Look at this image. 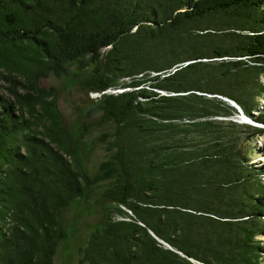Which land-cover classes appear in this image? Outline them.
I'll list each match as a JSON object with an SVG mask.
<instances>
[{"label":"trees","instance_id":"trees-1","mask_svg":"<svg viewBox=\"0 0 264 264\" xmlns=\"http://www.w3.org/2000/svg\"><path fill=\"white\" fill-rule=\"evenodd\" d=\"M220 13L223 29L251 32L234 51L199 41L221 25L198 22ZM223 57L232 59L216 75L201 61ZM69 62L93 65L88 87L103 92L97 108L112 120L94 175L74 154L56 89L40 85ZM261 70L264 0H0V81L12 98L0 94V264H53L63 211L102 183L112 203L76 264H258L264 194L248 190L240 128L262 129L225 119L235 109L216 95L263 123L251 114ZM208 230L212 252L200 244Z\"/></svg>","mask_w":264,"mask_h":264},{"label":"rangeland","instance_id":"rangeland-1","mask_svg":"<svg viewBox=\"0 0 264 264\" xmlns=\"http://www.w3.org/2000/svg\"><path fill=\"white\" fill-rule=\"evenodd\" d=\"M183 10L184 9L181 11ZM141 13L145 16L149 15V13L144 11ZM226 19L227 13H220L198 22L200 26L210 24L211 26L215 25V27H217L221 25L220 28L211 27L212 29L214 28L215 32L210 33L211 35L202 36L199 41L202 44L205 43L207 45L217 47L219 46L221 39L227 46H229V48H231V51H234V47L238 44L239 40L244 39L243 35L251 34V32L238 30H230L228 32L225 30L228 27L226 25L223 27V21L226 22ZM193 32L194 33L192 34L196 35L201 33L198 31ZM221 59L232 58L223 57L212 59L216 60L211 62L215 67L208 66L210 62L206 61L210 60L202 59L201 61L207 65V69L205 68L207 72H209L211 75H216L217 72L220 71L219 62H221ZM235 59H238V57ZM190 62L191 61H185L183 63L187 64ZM92 72L93 65H90L86 68H78L77 63L69 62L66 74H50L48 77L40 79V85L42 87L46 89L53 87L56 89L58 95V108L66 125L70 142L74 149V154L76 155L82 167L86 169L90 175H94L96 173L98 164L108 156L106 142H104L101 137L106 132L112 130V120L106 118L97 108V104L100 101L101 94L103 92H96V90L88 87L87 83L90 82ZM256 81L259 84L257 86L259 95L255 97L257 106L251 110V114L254 117H257L259 113L264 114V70H261ZM233 86L235 85L233 84ZM122 90L123 89L111 88L107 89L105 92L119 93ZM0 94L12 99L11 94L7 89L6 83H4L2 80L0 81ZM216 96L222 98V100L227 105L231 106L227 101L232 99L220 95ZM241 99L247 103V106H249L251 103V98L249 97ZM239 115L240 114L235 109V114L229 115L225 119L233 120L239 124H247L241 120ZM247 125L262 129V134L255 135L253 137H247L249 129L240 128L241 136L244 137L245 141L243 144V154H245V156L248 158V166L250 168L249 171H251L250 173L252 175L248 190L250 193L254 194L256 193L254 190L258 188L264 194V173H262V171L254 170V167H261L264 164V122L260 123L253 121V124ZM260 157H262V159H259ZM106 187V183H102V185H95L93 191L90 194L89 201L86 204L83 206H79L76 203L71 204L70 207L63 211V222L66 228L67 237L58 243L53 257V264H76V261L79 257L80 248L85 246L90 232L95 227L99 226L104 218L103 208L111 205L112 203L108 199L102 197V192ZM254 219L258 221L257 232H262L264 230V215L260 216L261 220H258V218ZM208 233V236L205 239H202L200 244L202 245V248L212 252V248H219V245L217 244V239L213 235H210L211 231L208 230ZM222 233H225L224 235L231 239L229 242H233L237 236L235 233H233V229L229 228H226ZM239 235L241 236V239H244L242 234ZM254 240L257 241L258 244L264 249V235L262 233H257L254 236ZM229 250L230 249L228 246H226V243H224V248H220V252L218 253L221 255L222 253L228 255ZM260 254L258 255V264H264V253ZM189 260H192L191 262L193 264H204L195 259ZM240 264H245V262H241Z\"/></svg>","mask_w":264,"mask_h":264},{"label":"water","instance_id":"water-1","mask_svg":"<svg viewBox=\"0 0 264 264\" xmlns=\"http://www.w3.org/2000/svg\"><path fill=\"white\" fill-rule=\"evenodd\" d=\"M234 109H236V111H238V113L240 114V118L243 122L247 123V124H253V120L251 118H249L248 116H246L241 107L236 103L234 102L233 100H228L227 101ZM159 240V239H158ZM164 246H166L167 248L169 249H172L166 242H163L162 240H159ZM192 261V260H190Z\"/></svg>","mask_w":264,"mask_h":264},{"label":"bare ground","instance_id":"bare-ground-1","mask_svg":"<svg viewBox=\"0 0 264 264\" xmlns=\"http://www.w3.org/2000/svg\"><path fill=\"white\" fill-rule=\"evenodd\" d=\"M259 159H262V157H260Z\"/></svg>","mask_w":264,"mask_h":264}]
</instances>
